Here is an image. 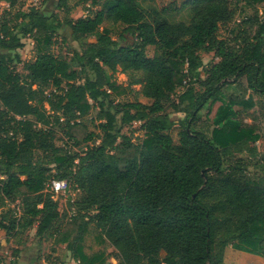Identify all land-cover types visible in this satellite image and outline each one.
<instances>
[{
  "label": "trees",
  "instance_id": "trees-1",
  "mask_svg": "<svg viewBox=\"0 0 264 264\" xmlns=\"http://www.w3.org/2000/svg\"><path fill=\"white\" fill-rule=\"evenodd\" d=\"M2 1L12 9L17 3ZM240 2L253 8L264 0H235ZM92 4L101 8L76 21L35 7L0 16V207L17 200L23 206L20 219L0 222V229L10 234L36 227L39 237L51 232L70 246L69 227L80 239L92 222L118 250L119 264H264V166L257 176L249 172L264 164V156L258 160L260 136L235 109L244 101L242 78L264 96V19L256 14L243 21L256 26L253 34L238 26L231 38L220 39L221 26L237 14L232 0H189V23L151 22L140 0ZM106 21L124 25L118 39L102 27ZM63 26L80 45L69 60L50 51ZM93 36L97 40L88 42ZM27 37L38 55L25 64L23 78L15 64L23 62L18 51ZM203 52L217 58L206 72ZM119 66L123 73H140L133 82L151 103L113 99ZM232 86L237 92L226 93ZM47 87L53 88L49 95ZM218 101L211 129L200 123L202 111ZM92 106L100 132L81 138L75 129ZM135 122L145 132L141 144L123 133ZM58 125L81 151L57 145ZM177 125L176 142L170 132ZM52 179L81 193L79 215L63 228L55 193L46 191ZM3 244L0 237V249ZM79 249L74 258L81 264H107L101 255L82 261Z\"/></svg>",
  "mask_w": 264,
  "mask_h": 264
},
{
  "label": "rangeland",
  "instance_id": "rangeland-1",
  "mask_svg": "<svg viewBox=\"0 0 264 264\" xmlns=\"http://www.w3.org/2000/svg\"><path fill=\"white\" fill-rule=\"evenodd\" d=\"M188 1L189 0H140V5L146 12L148 20L151 22L166 18L171 22L182 21L189 23L192 17V10L191 6L187 4ZM232 1L237 8V14L231 23L221 26L218 33L220 39L231 38L232 35L230 32L234 28H238V26L245 28L249 33L253 34L256 30V26L250 27L248 25H243V21L256 14L264 19V3H260L253 8H244L242 7V2L235 3V0ZM32 7L38 8L47 15L57 14L61 20L72 18L75 21L86 16H94V13L101 8V6H94L92 0H17L16 6L13 9L10 7L9 3L2 1L0 3V16L6 10H10L11 13L14 14L19 9L29 10ZM102 27L111 29L112 38L118 39L124 25L113 24L110 21H106ZM96 40L97 37L95 36L87 39L88 42H95ZM129 41L130 40H127V43H129ZM22 42L24 46L20 48L18 52L21 55L23 62L16 63L15 68L22 77L25 78L28 74L25 64L35 61L38 53L33 38H24ZM79 48V43L74 41L70 35V28L68 26H63L53 36V43L50 47V51L57 56L69 60ZM155 53V47L150 46L147 48V54L149 57H153ZM202 58L205 64L202 72H206L210 64L217 61V58H215L212 53L203 52ZM139 76L140 73H123L119 66L118 71L114 75V80L117 85L120 86V89L113 95V99L116 102L140 101L146 104L151 103V100L145 98L139 93L141 84H135L133 82L134 79ZM203 76L206 77L207 74H203ZM239 82L240 85L238 90L244 93V101L243 103L236 104L235 109L242 111L241 115H239L242 124L254 128L258 136H260L256 146L258 147L259 152L257 158L261 161L262 156H264V96L256 94L248 89L246 78H242ZM187 86L177 90L174 95L175 101H178L180 94L187 88ZM34 88L37 89V86H34ZM51 90H53L52 87L45 88V94L49 95ZM231 92H237V90L235 91L233 86L226 88V93L230 94ZM220 104L221 102L218 101L211 107L203 110L200 123L203 124V122H208L212 125V129L213 119ZM44 107L49 114H54L48 103L45 102ZM170 112L174 113L172 109H170ZM175 115L177 118L185 116L184 113H175ZM96 117L97 108L92 106L87 114L81 118L83 126L75 129L77 136L83 138L89 132L99 133V121ZM63 126H57L60 132L57 145L64 147L69 151H81L80 146H74L73 142L67 139ZM179 131L180 127L177 125L170 132L176 142L179 138ZM123 133L135 144H141L145 137L141 122H135L131 125L125 126ZM37 154L40 161L46 162V158L41 152H38ZM262 166H264V164L260 163L255 167H251L249 171L250 174L252 176L259 175L260 173L258 172L262 170L260 169ZM53 173L54 171H52V174ZM53 180L54 179L47 183L46 191L51 190L50 186ZM53 198L59 204V210L62 215L59 225L61 226L60 228H63L65 227L64 225L70 224L73 219L79 215L77 202L81 198V193L69 185L65 192H60L59 194L55 193ZM22 214L23 206L20 200L7 201L3 207H0V222L9 225L12 220L18 221ZM73 227L74 226L71 225L68 230L71 236L70 246L64 242L58 243L60 237L57 239V236L55 237L51 232L39 237L37 235L36 227L27 230L14 228L10 234H7V231L4 229H0V237L4 241V244L0 249L1 264H10L12 262H15V264H81L74 258L77 245H79L80 255L84 262L91 260V258H94L97 255H101V260L105 259L107 264H119L120 255L118 250L104 238L94 223L90 222L87 225L85 230L81 233L80 239L78 238L79 231L75 232ZM7 238L9 239L8 243L6 242ZM250 264H253V262Z\"/></svg>",
  "mask_w": 264,
  "mask_h": 264
},
{
  "label": "built area",
  "instance_id": "built-area-1",
  "mask_svg": "<svg viewBox=\"0 0 264 264\" xmlns=\"http://www.w3.org/2000/svg\"><path fill=\"white\" fill-rule=\"evenodd\" d=\"M50 187L54 193L59 194L60 192H65L69 184L65 180H53Z\"/></svg>",
  "mask_w": 264,
  "mask_h": 264
},
{
  "label": "crops",
  "instance_id": "crops-1",
  "mask_svg": "<svg viewBox=\"0 0 264 264\" xmlns=\"http://www.w3.org/2000/svg\"><path fill=\"white\" fill-rule=\"evenodd\" d=\"M258 259V258H257Z\"/></svg>",
  "mask_w": 264,
  "mask_h": 264
}]
</instances>
